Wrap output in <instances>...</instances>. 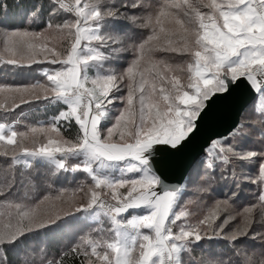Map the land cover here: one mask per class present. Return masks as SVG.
I'll list each match as a JSON object with an SVG mask.
<instances>
[{
    "label": "snow or ice",
    "instance_id": "snow-or-ice-1",
    "mask_svg": "<svg viewBox=\"0 0 264 264\" xmlns=\"http://www.w3.org/2000/svg\"><path fill=\"white\" fill-rule=\"evenodd\" d=\"M0 264H264V0H0Z\"/></svg>",
    "mask_w": 264,
    "mask_h": 264
}]
</instances>
